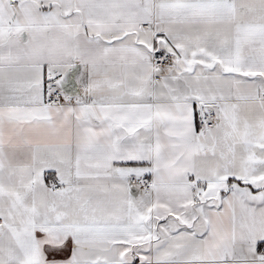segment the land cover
Instances as JSON below:
<instances>
[{"label":"snow or ice","instance_id":"6c2138e0","mask_svg":"<svg viewBox=\"0 0 264 264\" xmlns=\"http://www.w3.org/2000/svg\"><path fill=\"white\" fill-rule=\"evenodd\" d=\"M0 264H264V0H0Z\"/></svg>","mask_w":264,"mask_h":264}]
</instances>
